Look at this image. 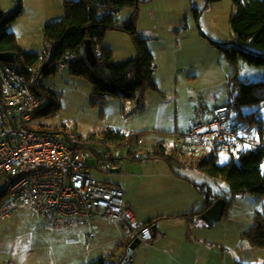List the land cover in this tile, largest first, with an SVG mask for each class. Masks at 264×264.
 Returning a JSON list of instances; mask_svg holds the SVG:
<instances>
[{
	"label": "rangeland",
	"instance_id": "1",
	"mask_svg": "<svg viewBox=\"0 0 264 264\" xmlns=\"http://www.w3.org/2000/svg\"><path fill=\"white\" fill-rule=\"evenodd\" d=\"M0 6L8 14L16 4L14 0H0ZM237 10L233 0L210 4L208 0H152L142 3L138 31L147 39L155 56L154 80L157 84L156 89L142 91L144 108L126 116L123 101L118 97L107 96L100 103H92V85L85 78L72 74L69 66L58 69L49 79L60 109L53 116L37 117L36 121L77 134L83 139L99 137L100 132L108 127L127 134L142 133L143 145L147 149L161 142L170 153H177L182 161L186 160L184 155H179L177 138L193 117L191 96L194 92H201L211 105L225 103L231 97L230 79L233 75L243 81L264 79V65L250 64L242 57L234 63L220 48L221 44L232 40L231 20ZM130 11L129 8L123 10L119 19L125 20ZM44 12L39 0H30L27 6L23 2L21 16L7 25V30L15 33L20 47L26 52H43L46 48L44 25L47 20L64 17L63 6L57 14L44 15ZM106 35L103 45L114 51L116 63L135 56L130 34L110 31ZM90 43L91 39L86 40L80 50L82 59H85V50ZM132 48V53H129ZM241 110L244 114L259 111L256 116L264 127V104L243 106ZM237 114V110L232 112V116ZM132 144L103 145L101 148L109 150V156L122 164V169L109 173L92 171L93 177L120 185L127 193L126 199L133 195L137 208L154 207V212L173 210L179 205L177 203L188 199L200 200L202 193L197 192L193 182L210 185L214 192L226 196V201L231 203L227 215L205 228L206 234L219 242L227 225L228 256L235 251V256L251 264H264V248L252 247L242 236L253 224L255 213L264 211V198L258 199L251 193L233 196L228 182L188 166H170L163 160L144 159V151H135ZM130 154H136L137 158ZM231 157L232 153L220 151L219 164L229 162ZM235 161L239 163L237 154ZM261 168L264 172V162ZM47 218L30 208L9 216L0 214V263L87 264L112 255L118 244H106L88 257H70L77 253L82 243L85 249L93 248L119 236L118 227L106 219L96 218L92 225L97 238L88 245V226L55 229L47 225ZM241 242L245 247L240 246ZM234 244L238 245L236 249ZM113 259L116 260L115 256ZM206 260L210 263V258ZM212 260L215 264L219 262L217 257Z\"/></svg>",
	"mask_w": 264,
	"mask_h": 264
},
{
	"label": "built area",
	"instance_id": "2",
	"mask_svg": "<svg viewBox=\"0 0 264 264\" xmlns=\"http://www.w3.org/2000/svg\"><path fill=\"white\" fill-rule=\"evenodd\" d=\"M49 54L47 46L34 64L0 60V214L9 216L30 208L47 216L51 228L89 224V243L95 237L92 220L109 219L120 231L117 241L129 234L133 241L140 240L135 249L129 246L126 252L116 255V264H134L137 248L152 245L158 235L151 226H135L134 211L118 184L93 177L92 171L122 169V164L109 156L110 151L101 148L110 143L100 135L83 139L36 121L37 114L50 103L52 74H46L45 65ZM77 57L76 51H67L55 65L65 69ZM191 100L192 122L178 135L179 154L198 157L264 147V138L255 128L233 118L231 98L211 105L195 91ZM144 103L141 90L123 99L124 115L142 110ZM141 145L142 138L132 144L135 151H143Z\"/></svg>",
	"mask_w": 264,
	"mask_h": 264
},
{
	"label": "trees",
	"instance_id": "3",
	"mask_svg": "<svg viewBox=\"0 0 264 264\" xmlns=\"http://www.w3.org/2000/svg\"><path fill=\"white\" fill-rule=\"evenodd\" d=\"M150 1L152 0H64V17L47 22L43 28L44 45L50 46L49 61L45 64L48 68L46 74L53 75L58 70L55 62L67 51H76L78 57L69 65L71 73L90 82L93 87L92 103L94 104L104 101L107 96L130 99L137 91L156 89L157 84L154 80L156 59L148 46L147 39L139 35L138 31L140 5ZM215 1L220 0H208V4ZM23 2L24 0H16L15 8L8 14L0 6V52H16L18 64H34L39 58V52L24 51L15 33L7 30V25L21 16ZM233 2L238 9L231 20L233 37L231 41L221 44L220 48L234 63L242 57L250 64L264 65V0H233ZM127 8L131 10L130 14L125 20H120V13ZM108 31L130 34L136 51L135 56L125 62L116 63L114 51L103 45ZM88 39H91L96 55V61L93 63L80 57V50ZM230 80L232 111H238L233 118L255 128L264 138V127L256 116L259 111L244 114L241 110L243 106L264 104V79L243 81L233 75ZM48 93L50 103L36 117L53 116L60 109L59 99L55 93L52 90ZM51 128L57 129L53 126ZM100 136L109 143H117L120 146L134 143L143 137L142 133L127 134L110 127L103 129ZM236 154L239 163L235 161ZM130 155L137 158L136 154ZM142 158L163 160L170 166H188L213 178H220L228 182L233 196L251 193L258 199L264 198V172L261 168L264 162L263 146L234 152L231 160L223 165L219 164L217 152L200 157H187L182 161L177 153H170L161 142L145 150ZM193 183L204 196V203L198 208L178 214L185 218L189 231L199 216L218 198L227 199L226 196L214 192L211 186L204 182ZM230 203L227 200L224 216L227 215ZM158 219H150L141 227H152ZM127 230L130 231L129 228ZM242 236L252 247L264 248V211L255 213L253 224ZM132 241L133 237L129 234L118 242L116 249H122V254L128 250ZM114 256L113 253L87 264H116ZM236 264L250 263L237 260Z\"/></svg>",
	"mask_w": 264,
	"mask_h": 264
},
{
	"label": "crops",
	"instance_id": "4",
	"mask_svg": "<svg viewBox=\"0 0 264 264\" xmlns=\"http://www.w3.org/2000/svg\"><path fill=\"white\" fill-rule=\"evenodd\" d=\"M39 1L40 4L42 5V8L45 9V12L42 13L45 15L47 13L50 14L59 13L58 11L61 10L64 0H39ZM24 3L27 6V4L30 3V0H24ZM47 21L49 22L51 20H47ZM107 36L108 35H106V37ZM132 50L133 48L130 49L129 53H132ZM216 104H221V103H216ZM191 122H192V118H191ZM191 122L189 123L186 130L189 129ZM141 146L143 151L147 150V147H144L143 145V140ZM180 155L182 156V154ZM184 156H185L184 158L190 157L189 155L188 156L184 155ZM121 188L124 191V188L123 187ZM126 194L127 193H125L124 191V197L126 196ZM200 196H201L200 200L194 201L193 199L191 200L188 199L177 203L179 204L176 205L177 208H174L173 210H164V212H154V207L144 209V207L141 206L140 208H137V206H135L134 204L135 199L133 195L128 197V199H126L125 197L126 203L134 211L135 219H136L134 224L136 227L143 225L145 222H147L150 219L159 218L156 224L154 225L156 226L157 231L155 233L158 235V237L156 238L155 242L152 245L148 246L147 248L142 246L137 248V254L134 264H215L212 260L215 259V257H217L219 260V262L216 264H236L237 260L250 263L247 260L235 256L233 254L235 253V251H232V253H230V255L228 256V252H230V249L227 247V236H228V230H226L227 225H225V231L221 236V240L219 242L212 240L209 237V235L206 234L207 229L205 228H209L210 226L213 225H208L204 220L200 218H198V220L196 221L195 225L191 228V230L190 231L188 230L187 222L185 218L179 216L178 214L188 212L192 209L200 207L204 203V196H202L201 194ZM196 202L197 204H195ZM96 218L106 219L102 217H95L92 220V222ZM106 220L111 222L109 219ZM76 226H88L90 230L89 224L76 225ZM93 229L95 228L93 227ZM87 233L88 232H86V235ZM73 236H75V233H73ZM95 238H97V234L95 235L94 239ZM117 238L118 236L114 238H110L100 244L95 245L93 248L90 246L87 249H85L84 246L85 244L82 243L81 248L77 250V253H75L70 257H75V256L88 257V255L97 248H101L106 244H111V243L117 244L119 242L117 241ZM94 239H92V241ZM86 242L88 243V245H90L91 243L88 242L87 237H86ZM241 245L245 247V245L242 244V242L240 243V246ZM234 246L236 249L238 245L234 244ZM88 249H91V252L89 254H87ZM113 253L115 254V258L117 254L121 253L119 251L117 252L116 245H115V249L113 250ZM209 258H210V263H208V261L206 260Z\"/></svg>",
	"mask_w": 264,
	"mask_h": 264
},
{
	"label": "water",
	"instance_id": "5",
	"mask_svg": "<svg viewBox=\"0 0 264 264\" xmlns=\"http://www.w3.org/2000/svg\"><path fill=\"white\" fill-rule=\"evenodd\" d=\"M87 60H89L91 63L96 61V55L92 47V43H90L86 50H85V57ZM0 60L5 61L8 63H16V52L13 51H6V52H0ZM121 170V167L114 169V171L119 172ZM227 201L224 197L218 198L214 204L208 208L205 212H203L199 218L204 220L208 225H213L217 221L221 220L224 216L225 208H226ZM153 232H156V226L152 227ZM139 239H135L130 247L132 249H135L139 243Z\"/></svg>",
	"mask_w": 264,
	"mask_h": 264
}]
</instances>
